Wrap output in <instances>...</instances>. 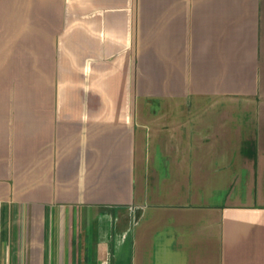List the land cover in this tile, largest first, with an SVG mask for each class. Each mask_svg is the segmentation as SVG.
Returning a JSON list of instances; mask_svg holds the SVG:
<instances>
[{
    "label": "crops",
    "instance_id": "1",
    "mask_svg": "<svg viewBox=\"0 0 264 264\" xmlns=\"http://www.w3.org/2000/svg\"><path fill=\"white\" fill-rule=\"evenodd\" d=\"M0 264H264V0H0Z\"/></svg>",
    "mask_w": 264,
    "mask_h": 264
}]
</instances>
